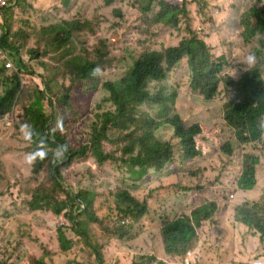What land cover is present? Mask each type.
Here are the masks:
<instances>
[{
	"label": "rangeland",
	"instance_id": "374dc122",
	"mask_svg": "<svg viewBox=\"0 0 264 264\" xmlns=\"http://www.w3.org/2000/svg\"><path fill=\"white\" fill-rule=\"evenodd\" d=\"M6 1L7 59L0 61V67L4 65L3 77L9 82L15 74L20 76L21 89L13 110L0 115V264H35L39 260L48 264H264V241L254 230L234 223L236 207L263 197L264 136L260 141L240 142L236 129L225 121L226 104L235 95L233 87L220 83L216 96L206 100L192 88L188 57L172 67L164 80L148 78L152 99L134 107V122L124 129L109 127L107 138L100 141L103 156L109 159L95 158L90 148L85 156L74 155L61 168L62 184L87 197L85 211L64 190L53 188L49 160L38 172L36 164L24 163V154L34 147L20 133V125L28 123L29 105L38 96L47 98L45 93L50 90L51 96L43 101L44 112L53 116L49 126L62 118L63 130L56 132L72 151L89 147L94 124L101 125L103 116L116 110L105 84L125 77L143 54L177 47L192 34L208 44L213 59L226 62L216 61L224 67L221 79L229 76L237 81L243 72L257 68L264 80V32L256 29L252 16L253 9L264 7V0ZM161 1L175 11L172 24L157 21ZM65 22H78L84 28L74 31L73 54L63 56L53 47L52 28ZM104 45L108 63L101 67L103 75L75 80L71 76L74 56L84 52V57L95 60L97 49ZM32 50L37 52L34 57ZM253 52L257 62L248 67L244 58ZM7 63L16 66L9 69ZM3 77L0 75V95L5 91ZM62 100L67 101L66 106ZM176 115L186 128L201 127L194 139L197 157L180 166L181 141L173 143V160L164 169H150L138 179L130 158L141 150L136 145L129 151L131 134L155 131ZM161 134H171L166 125ZM226 144L233 149L232 155L223 152ZM253 156L260 158L255 166L257 191L237 194L235 178L239 180L246 160L250 164ZM207 166L220 175L203 177L202 169ZM221 174L230 178L224 185ZM47 192L52 195L48 207L31 210L30 202ZM124 193L147 204L146 214L137 219L128 213ZM231 195L236 197L233 203ZM201 197L206 198L202 203L217 202L214 216L211 220L199 217L197 240L187 256L167 254L164 223L191 214ZM65 203L69 208L62 210ZM70 213L76 216V223L69 222ZM59 231L69 242L67 250L60 243Z\"/></svg>",
	"mask_w": 264,
	"mask_h": 264
},
{
	"label": "trees",
	"instance_id": "16d2710c",
	"mask_svg": "<svg viewBox=\"0 0 264 264\" xmlns=\"http://www.w3.org/2000/svg\"><path fill=\"white\" fill-rule=\"evenodd\" d=\"M149 10V6L147 7ZM174 10L167 8L164 2L161 1L160 12L157 14V21L172 24L174 21ZM252 16L257 21L256 29L264 32V7L255 8L252 10ZM261 25L260 28L257 26ZM84 28V24L78 22L56 25L52 28L55 33L53 38V47L56 51L63 53V56L73 54L72 38L74 31ZM9 32L7 31L4 40L6 47V38ZM64 48V49H63ZM63 49V50H62ZM34 57L37 55L35 50L31 51ZM188 57L189 68L191 75V85L194 90H199L206 100H212L219 91L220 83L231 85L235 95L226 104L225 121L227 124L236 129L237 137L242 143L252 142V140H259L264 133V80L261 78L257 68L248 69L243 72L239 80L232 77L221 79L220 75L224 70L222 63L226 64L223 58L218 60L213 59L212 53L208 44L199 39L195 34L190 38L183 39L179 46L170 47L163 51H153L143 54L132 65L129 73L122 79L106 83V88L110 91V101L115 105V112H108L103 116L101 125L94 124V134L91 139L89 147H82L80 152L69 150L63 156L62 160L57 163L52 162V153L48 151L49 148H56L57 145L67 143L62 136L57 132L52 133L49 123L53 120V116L49 117L44 112L43 101L46 100L50 94V90L45 93L47 98L41 96L29 105L26 110L27 124H30L38 136H34L31 143L34 151L37 147L39 139L42 137L46 141V150L49 152L48 158L45 160H38L36 164V171L43 168L45 162L49 160V171L53 177V188L55 190L61 189L68 194L72 201L79 204L78 209H84L83 200L89 201L83 194H76L65 187L61 175V168L68 166L67 160L80 153L85 156V153L93 149V156L101 161L109 159V156H103L101 151L100 141L107 138L109 127H118L124 129L129 122H134L135 117L132 114L134 107L145 103L152 99L150 92L147 90L148 78L155 81L164 80L166 74L183 58ZM216 61H221L218 63ZM108 63L105 45L103 48L97 49V59L91 60L84 57V52L74 56V70L71 76L78 81L92 80V69L96 66L104 67ZM4 65L0 67V75L3 77ZM3 86L5 87L4 94L0 95V115L9 114L14 106L18 94L21 89V79L18 74L13 76L10 82L3 77ZM173 96V100H175ZM66 106L67 101L62 100ZM49 104L51 101L49 99ZM147 125L150 121L146 122ZM164 125L168 127L171 134H161ZM149 127V125L147 126ZM201 134V127L194 125L186 128L184 122L179 115L170 118L161 123L155 131L145 132L142 136H135L131 134L132 141L129 151L132 152L136 145L140 146L141 152L136 156L130 158V162L134 169L132 172L138 179L144 177L149 173L150 169L162 170L165 165L173 160L174 151L173 143L181 141L182 152H179L178 161L180 166L182 162L197 157L195 146V137ZM68 144V143H67ZM69 145V144H68ZM223 152L232 155L233 149L228 144L222 147ZM260 164V158L253 156L250 159V164L246 160L245 169L236 181L238 193L247 195L249 191L255 190L256 186V165ZM165 187L163 190H166ZM166 195L165 193H161ZM126 200V211L133 214L135 218L139 219L147 212V204L139 202L130 194L124 193ZM52 195L48 192L43 196H37L30 202L31 210H40L43 207H48ZM85 204V209L88 207ZM69 204L65 203L63 209H68ZM217 208V203L210 201L203 204L200 208L191 212L190 216L184 215L176 218L173 221H166L162 228L163 242L167 254L187 256L192 249L194 242L197 240V226L200 225V219L211 220ZM85 209L83 211H85ZM61 210L58 211L60 213ZM73 214L68 215L70 223H76ZM76 217V216H75ZM235 220L242 223L249 229L255 231L259 238L264 241V192L260 200L235 208ZM73 221V222H72ZM81 230V234L87 235V232ZM60 243L62 247L67 250L70 248L69 242L62 231H59ZM155 260V257H150ZM35 264H48L45 261L39 260ZM165 264V263H162Z\"/></svg>",
	"mask_w": 264,
	"mask_h": 264
},
{
	"label": "clouds",
	"instance_id": "9594fccd",
	"mask_svg": "<svg viewBox=\"0 0 264 264\" xmlns=\"http://www.w3.org/2000/svg\"><path fill=\"white\" fill-rule=\"evenodd\" d=\"M257 62L256 54L249 53L244 58V63L248 65V67H251L255 65ZM92 75L96 77H101L103 75V70L100 66H96L92 69ZM57 130H63V120L62 118L57 119L54 126L51 128V132L55 133ZM20 133L22 136V139L31 144L33 142L34 136H38L39 134L35 132L33 127L30 124L24 123L20 125ZM264 136V133L263 135ZM69 150V145L67 143L57 145V147L52 152V162L55 164L58 161L62 160L65 153H67ZM49 152L46 150V141L44 138H40L39 142L37 144V147L34 151L27 152L24 154V163L28 166L34 165L38 160L42 161L48 158Z\"/></svg>",
	"mask_w": 264,
	"mask_h": 264
},
{
	"label": "crops",
	"instance_id": "0c3cea01",
	"mask_svg": "<svg viewBox=\"0 0 264 264\" xmlns=\"http://www.w3.org/2000/svg\"><path fill=\"white\" fill-rule=\"evenodd\" d=\"M212 40L213 41H216L217 40V36L216 35H213L212 36ZM206 163H207V165H210V164H212V159L210 158V157H208L207 158V161H206ZM203 170V174H202V176L203 177H206V176H212V177H215L216 175H220V174H218L217 173V171L215 170V168L214 167H210V166H207V167H205V168H203L202 169ZM229 177H228V175H222L221 174V178H220V180H221V183L224 185V184H226L228 181H229ZM235 181H237V179L235 178ZM256 191H257V189H256ZM197 195H200V192H198V194ZM231 196H233V197H231ZM230 196V199L232 200V203L234 202V200L236 199V197L234 196V195H231ZM237 196V195H236ZM197 197H200V196H197ZM201 199H202V201H201V203L199 204V205H197L196 206V208L198 209V208H200L203 204H206V203H202V202H205V200H206V198L205 197H201ZM234 199V200H233ZM210 202V201H209ZM214 202V201H213ZM216 202V201H215ZM217 203V202H216ZM229 208H231V207H229ZM230 212H231V209H230ZM231 214H232V216H233V218H234V214H233V212H231ZM185 215H188V216H190V212L188 213V214H185ZM229 215V212H228V214H227V216ZM226 216V217H227ZM234 223H239V222H237V221H235V219H234ZM241 224V223H240ZM247 229H248V227H246Z\"/></svg>",
	"mask_w": 264,
	"mask_h": 264
},
{
	"label": "built area",
	"instance_id": "2783aa9c",
	"mask_svg": "<svg viewBox=\"0 0 264 264\" xmlns=\"http://www.w3.org/2000/svg\"><path fill=\"white\" fill-rule=\"evenodd\" d=\"M7 5V1L6 0H0V61H4L7 59L6 56V52H5V46H4V40L6 37V33L7 30L5 28V23H4V15H5V11H6V6ZM15 67V65H13L12 63H7L6 67L7 68H12ZM233 197V196H231Z\"/></svg>",
	"mask_w": 264,
	"mask_h": 264
}]
</instances>
